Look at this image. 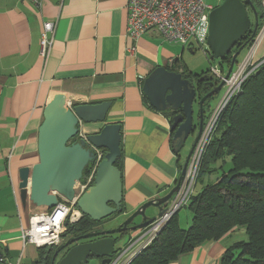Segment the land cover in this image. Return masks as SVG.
I'll return each instance as SVG.
<instances>
[{
	"label": "crops",
	"instance_id": "0c3cea01",
	"mask_svg": "<svg viewBox=\"0 0 264 264\" xmlns=\"http://www.w3.org/2000/svg\"><path fill=\"white\" fill-rule=\"evenodd\" d=\"M126 5L127 0H42L36 7L27 1L0 0V250L3 254L7 251L6 261L11 264H21L28 256L27 247L32 245L23 244L22 230L28 218L41 211L31 203L22 206L19 169L38 162V128L43 109L53 98H63L68 106L111 102L106 123H118L121 133V216L175 187L183 158L182 150L175 153L171 146L166 119L171 113L153 109L142 85L158 66L185 73L176 64L174 44L166 43L157 31L136 40L127 36ZM45 21L55 23L47 57L40 53ZM249 52L252 63L264 61V34ZM102 126L82 124L79 135L98 133ZM157 214L154 207L146 210L148 217ZM140 221L137 218L135 225ZM141 231L129 234L124 245ZM244 239V229H237L170 264H221L224 250ZM32 247L36 254L29 264L44 252L51 253Z\"/></svg>",
	"mask_w": 264,
	"mask_h": 264
},
{
	"label": "water",
	"instance_id": "95a60500",
	"mask_svg": "<svg viewBox=\"0 0 264 264\" xmlns=\"http://www.w3.org/2000/svg\"><path fill=\"white\" fill-rule=\"evenodd\" d=\"M248 9L252 11L253 24ZM257 29L258 16L252 0H221L209 12L205 45L211 58L223 61L241 44L231 54L224 80L237 64L240 53L256 37ZM207 78L212 80L214 76L205 74L202 79ZM224 80L197 100L195 87L189 79L162 66L153 69L143 82L142 92L153 109L171 113L166 119L172 134L173 151L179 153L187 139L194 135L175 187L163 197L142 204L116 229L97 230L69 239L54 252L50 264H55L56 257L64 248L79 240L91 238L95 240L69 247L56 264H87L93 258L100 260V264H109L118 241L115 234L143 230L155 219L146 215V210L150 207L158 210L157 216L163 214L185 180L188 162L202 135L203 103L220 92ZM194 103L198 107L197 125L193 123ZM110 107L109 101L68 106L63 98L58 97L45 105L37 136L38 162L31 168L19 169L18 190L23 207L31 203L37 208L49 210L57 205L62 196L68 202L74 201L81 214L94 222L123 213L121 172L114 165L121 154V133L118 123H106ZM96 123H103L98 133L79 135L80 125ZM97 151L103 152V158L99 161ZM96 163L92 184L77 196V183ZM137 218L141 221L135 225ZM6 253L7 251L3 254L0 250V264H11L6 261Z\"/></svg>",
	"mask_w": 264,
	"mask_h": 264
},
{
	"label": "trees",
	"instance_id": "16d2710c",
	"mask_svg": "<svg viewBox=\"0 0 264 264\" xmlns=\"http://www.w3.org/2000/svg\"><path fill=\"white\" fill-rule=\"evenodd\" d=\"M254 2L260 25L263 12L259 1ZM231 54L218 62L222 70L228 67ZM176 64L185 73L184 78L198 82L197 100L219 81L216 77L200 80L202 75L210 74L209 68L191 76L180 60ZM257 68L242 84V92L220 113L203 151L194 184L206 176L215 178L203 184L199 192L192 193L184 205L191 213V225L187 229L179 226L178 210L155 240L129 264H170L199 245L220 240L237 229H244L245 239L224 250L221 264H264V61ZM114 165L120 170V157ZM103 221L94 222L83 216L68 227L65 235L87 234Z\"/></svg>",
	"mask_w": 264,
	"mask_h": 264
},
{
	"label": "built area",
	"instance_id": "2783aa9c",
	"mask_svg": "<svg viewBox=\"0 0 264 264\" xmlns=\"http://www.w3.org/2000/svg\"><path fill=\"white\" fill-rule=\"evenodd\" d=\"M21 1L30 2L36 7L42 4V0ZM260 5L264 13V0H260ZM212 8L211 5L206 4L205 0H127L126 34L130 39L136 40L149 31H157L168 44L183 48L194 41L203 47L208 32V15ZM54 30L55 23L53 21L43 22L40 36V53L43 57L50 54ZM257 30L256 37L248 49H252V45L264 34V21ZM250 53L235 70L231 71L226 80L223 79L225 73L221 71L219 65L209 68L211 75L218 80H224L225 91L214 112L206 119L204 139L201 147L200 139L194 149L185 180L179 192L169 202L163 214L145 227L139 236L131 238L123 246L124 248L113 256L109 264H129L135 256L155 240L171 217L187 204L197 177L201 156L215 129L218 116L231 99L240 92L242 84L250 73L262 63H252ZM102 158L103 152L97 151L98 161ZM96 167L97 163L84 176L86 181L83 188L92 182ZM81 218L82 214L76 208L74 201L68 202L61 196L54 208L42 209L28 218L27 226L22 230V242L24 245H32L36 248L59 246L68 227L77 223ZM130 250L132 253L126 257V262L123 261L124 253Z\"/></svg>",
	"mask_w": 264,
	"mask_h": 264
},
{
	"label": "rangeland",
	"instance_id": "374dc122",
	"mask_svg": "<svg viewBox=\"0 0 264 264\" xmlns=\"http://www.w3.org/2000/svg\"><path fill=\"white\" fill-rule=\"evenodd\" d=\"M219 1L220 0H205L206 4L211 5L212 7H215L216 5H218ZM259 4H260V0H259ZM260 7H261V5H260ZM249 16H250V19H251V23L253 24V15H252L251 11H249ZM191 44H192V48H193L194 52L190 51V49L188 47H185L182 50L181 46L173 45L174 46V50L177 53V58H178V60H180V64L183 65L187 69V73L188 74H190L191 76L196 75V74L198 75V74L202 73L203 71H206L211 66H218V61L217 60L209 59V57L207 56L208 54L206 53L207 48H206L205 44L203 45V47L199 46L194 41H192ZM248 52H249V49L246 47L240 53V55L237 58V64L234 66L233 70H235L238 67V65L241 64L244 61V58L247 56ZM251 54L252 53H250V55ZM226 70H227L226 67H225V70L221 69V71L223 73H225ZM256 70H254V71H256ZM220 81H222V80L219 79V81L217 82V85L220 83ZM242 90H243V87H241V90H240L239 93H241ZM224 91H225V88L222 87L220 92L217 95H215L213 97V99L210 101V104L207 107H205V110H204V124H203L202 135L200 137V139H201L200 147H201V143H202V141L204 139V136H205V133H206V124H207L206 119H207V116L208 115L210 116V114L214 112V110L218 106V104H219V102H220V100H221V98H222V96L224 94ZM193 111H194V120L196 122L197 105L195 103L193 104ZM218 118H219V116H218ZM218 118H217V121H218ZM217 121H216V123H217ZM191 141H192V137L190 136L187 139V141H186V143H185V145H184V147L182 149L181 153H182L183 161H184V159H185V157L187 155V152H188V149H189L188 146L190 145ZM197 145H198V143L196 144V147H197ZM190 161H191V157H190V160L188 162V166L190 164ZM182 164H183V162H182ZM182 164H181V166H182ZM214 178H215V176L213 175V176H210V177L206 176L203 179V181H199L198 180L196 182V185L194 184V186H193L192 193L199 192L203 184H206L208 182V180L213 181ZM85 181L86 180L84 178L79 183H77V185L75 187V191H76L77 195H81L82 194L81 189L85 186ZM121 215L122 214H119V215H117V216H115V217H113V218H111L109 220L103 221V223L98 228H96L93 231H97V230L108 231V230L116 229L129 216V215H127L126 217H124V216H121ZM156 217H158V216H156ZM122 218H124V219H122ZM177 219H178L179 226L181 228H183V229H187L191 225V213H190V211L187 208L182 207L179 210V213L177 214ZM134 224H135V222H134ZM93 231H91V232H93ZM65 233H67V231ZM65 233L63 234V237H65V238L69 237V236L65 235ZM131 233H134V232H130V233L127 232V233H124V234H118V235L115 234L114 235V237L116 236L117 240H118L115 246L119 247V248L115 250L113 256L124 248L122 246H124V243L127 241V238L129 236V234H131ZM126 234H127V236H126ZM64 241L65 240H63V241L61 240V243L64 242ZM61 243H60V245H61ZM59 246L47 247L50 250H47V248H45L43 250L49 251L52 254V250H54L55 248H58ZM131 253H132L131 250L128 251V252H125L123 257H122V260L123 261L125 259L127 260L126 257L129 254H131ZM27 254H28L27 257L21 259V261H20L21 264H29L31 262V260L34 258L35 254H36V251L33 249L32 246H28L27 247ZM29 254H30V256H29ZM126 260H125V262H126ZM88 264H100V262L97 259H91V260H89Z\"/></svg>",
	"mask_w": 264,
	"mask_h": 264
},
{
	"label": "flooded vegetation",
	"instance_id": "af4514ba",
	"mask_svg": "<svg viewBox=\"0 0 264 264\" xmlns=\"http://www.w3.org/2000/svg\"><path fill=\"white\" fill-rule=\"evenodd\" d=\"M220 1H221V0H220ZM220 1H219V2H220ZM202 78H203V75H202V77H201L200 80H201V81H204ZM197 83H198V82H197L196 80H194L193 83H192V84L194 85V87H195V91H196V93H198L197 90H196ZM216 86H217V82L214 83V86H213V87H216ZM212 89H213V88H211L210 90H208L207 93L210 92ZM207 93H206V94H207ZM206 94H205V95H206ZM205 95H204V96H205ZM201 98H202V97H201ZM212 99H213V97L208 98V99L203 103V111L205 110V107H207V106L210 104V101H211ZM197 123H198V121L195 123V125H197ZM195 132H197L196 129H195ZM195 132H194V134H195ZM191 137H192V141H193L194 135L191 136ZM91 184H92V182L90 183V185H91ZM90 185H87L85 188H82V189H81V192L83 193V192L86 190V188H88ZM76 195H77V194H76ZM77 196H79V195H77ZM59 198H60V197H59ZM112 218H113V217H112ZM110 219H111V218H110ZM108 220H109V219H108ZM102 223H103V222H102ZM102 223H101V224H102ZM101 224H100V225H101ZM100 225H99V226H100ZM76 237H79V236H72V237H70V238H68V239L65 238V237H63V238H62V241H63V240L68 241L69 239L76 238ZM96 239H97V238H96ZM92 240H95V238H93V239L91 238V239L79 240L78 242H75V243L71 244L70 246L64 248L62 251L59 252L58 256L56 257V259H55L56 262L59 261V259H60L61 257H63L62 252H64V254H65L66 250H67L69 247L74 246V245H76V244H78V243H83V242L92 241ZM65 241H64V242H65ZM64 242H62L60 246H62ZM60 246H59V247H60ZM59 247H58V248H59ZM58 248H55L54 250H52V254H51V253H48V254H43V255L39 256V257L34 261V264H49V262H50V260H51V258H52V256H53V254H54V252H55ZM112 258H113V256H112ZM112 258H111V259H112ZM93 259H94V258H93ZM89 260H91V259H89ZM98 261L100 262V260H98ZM88 263H89V261H88ZM88 263H87V264H88Z\"/></svg>",
	"mask_w": 264,
	"mask_h": 264
},
{
	"label": "bare ground",
	"instance_id": "6f19581e",
	"mask_svg": "<svg viewBox=\"0 0 264 264\" xmlns=\"http://www.w3.org/2000/svg\"><path fill=\"white\" fill-rule=\"evenodd\" d=\"M75 192H76V191H75ZM42 209H45V208H41V210H42ZM46 210H47V209H46ZM49 210H50V209H49ZM80 213H81V212H80ZM82 217H83V214H82Z\"/></svg>",
	"mask_w": 264,
	"mask_h": 264
}]
</instances>
